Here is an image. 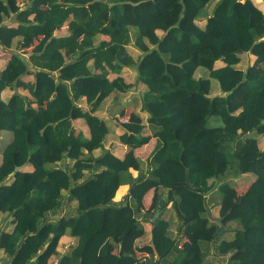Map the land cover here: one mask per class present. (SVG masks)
<instances>
[{
	"label": "trees",
	"instance_id": "obj_1",
	"mask_svg": "<svg viewBox=\"0 0 264 264\" xmlns=\"http://www.w3.org/2000/svg\"><path fill=\"white\" fill-rule=\"evenodd\" d=\"M64 6L76 8L73 17ZM64 25L70 33L60 37ZM33 36L40 40L28 59L0 66V139L11 132L0 151L6 264H204L210 253L223 261L230 254V264H264L263 4L0 0V49L22 50ZM131 46L138 59L128 82L122 70ZM64 47L68 61L57 51ZM104 62L115 77L99 72ZM31 65L32 98L18 91ZM68 86L80 103L66 97ZM131 107L138 120H118ZM211 116L222 124L209 126ZM152 138L143 169L137 150ZM122 184L130 191L115 200ZM161 188L143 211L146 195ZM143 220L151 223L150 256L110 251L142 231ZM228 231L234 236L225 239ZM67 236L73 242L62 252Z\"/></svg>",
	"mask_w": 264,
	"mask_h": 264
},
{
	"label": "crops",
	"instance_id": "obj_2",
	"mask_svg": "<svg viewBox=\"0 0 264 264\" xmlns=\"http://www.w3.org/2000/svg\"><path fill=\"white\" fill-rule=\"evenodd\" d=\"M259 3H261V5L263 4L264 6V0H258ZM25 2V0H18V3L23 5ZM62 10H64L69 16L73 17L75 14V10L76 8L73 6H64L62 7ZM103 15L107 18L110 16V11L106 10L105 12H103ZM11 18L8 17L7 19L5 18L4 21H9ZM69 28L67 25L62 26L58 31H57V35L60 37H65L69 34ZM40 37L39 36H33L31 38L30 41V46L27 48H23L22 50H9V51H3L0 49V66H2L8 59H10L11 57L14 56H22L25 59L29 58V53H31L32 48L39 42ZM130 49L132 50L131 55H132V60L130 61V65H128L127 67H125L122 70V74L123 76L126 78V80L128 82H131L134 80L135 76H136V72L135 69L133 68V66L131 64H133V62L135 60L138 59V52L135 46H131ZM60 54L61 57H63L66 61L70 60V53L68 52L67 48H59L57 50ZM31 72L26 75L23 80V85H21L20 87H18V91L22 94L28 95L31 97L30 95V89L29 87L32 86L35 82V74L34 71L37 69L36 66L31 65ZM100 73H104L106 76L112 78L115 77L117 75V73L114 71L113 67L107 63L104 62L102 68L99 70ZM65 94L67 95L66 97H69L71 100L76 101L77 103H80L81 100L79 97L73 95L70 93V86L67 87V89L65 90ZM131 92L129 94H127L125 97L130 96ZM131 99H127L125 98L124 101H130ZM36 105V104H34ZM109 108L110 105L106 106L105 109V113L109 112ZM133 107L126 109L122 114H118L117 118L120 121H127V120H138L137 117L134 116L133 113ZM141 112V116L142 119L146 122V124L148 125V114L146 111H140ZM249 126L247 124H244L243 129L245 130H249ZM114 140H111L107 143L106 148H111L110 147V143H112ZM156 143V139L152 138L151 141L143 148H140L137 150V154L140 157L141 160V166L143 169H148L149 168V164H148V156L151 152V149L154 147ZM254 145H257L256 140H253ZM102 149H96L93 153L94 155L98 156L99 154H101ZM133 176H137L138 174V170H131ZM130 186L131 184H122L120 185V187L118 188V190L116 191L115 200H120L124 195L128 194L130 191ZM165 189H156L153 191H150L142 204V209L143 211L152 209L154 206V202L156 199L157 194L164 192ZM74 207V205L72 206ZM156 213L158 214V212L156 211ZM155 213V214H156ZM61 214H64L63 212H61ZM154 214V215H155ZM157 214L155 215V217L157 216ZM153 215L152 219L155 218ZM168 218H172L174 217V213L170 212L168 214ZM4 217V226H6L7 221H8V217H7V213H2L0 211V219H2ZM151 219V220H152ZM233 226L239 225L240 224V220H234L231 223ZM143 225V230L142 231H138L136 233H133V236L131 237L130 240L126 241L123 246H118V248H114V247H110V251L113 253H123L125 254L126 252H133L135 253L137 256H150V248H146L147 245H149L150 241H151V223L149 221L143 220L142 222ZM14 228V226L12 224L7 225V230L8 231H12ZM67 239L69 241L68 244L61 246L60 250L62 252H65L69 246L71 245V243L73 242V239L69 236H67ZM66 240V239H65ZM67 241V240H66ZM148 249V250H147ZM142 250H146V251H142ZM230 259V254H228L225 258L224 261L227 262V259ZM9 260V255L7 253H5L2 249H0V264H6ZM119 264H134L131 261L125 260L122 263Z\"/></svg>",
	"mask_w": 264,
	"mask_h": 264
},
{
	"label": "rangeland",
	"instance_id": "obj_3",
	"mask_svg": "<svg viewBox=\"0 0 264 264\" xmlns=\"http://www.w3.org/2000/svg\"><path fill=\"white\" fill-rule=\"evenodd\" d=\"M213 84L217 86L216 81H213ZM221 124H222V122H221V119L219 118V116H211L209 118V121H208L209 126H218ZM10 138H11V132L8 130H4V132L2 133L1 139H0V151L5 147V145L7 144V142L9 141ZM258 141H260V140H258ZM260 144H262V143H260ZM231 161L235 162L236 158L231 157ZM254 176L255 175L252 173L247 174V176L241 177L242 180H240V181H249ZM239 178H240V176H238L237 178H234L233 183L237 184L239 182ZM216 194L219 195V197L221 196V192L219 190L215 191V195ZM233 236H234V234L228 231L225 233L224 238L228 239V238H232ZM204 245L207 246V243H204ZM204 264H230V259L228 258L227 262L223 261V260H219L213 255V253H210L207 256Z\"/></svg>",
	"mask_w": 264,
	"mask_h": 264
},
{
	"label": "water",
	"instance_id": "obj_4",
	"mask_svg": "<svg viewBox=\"0 0 264 264\" xmlns=\"http://www.w3.org/2000/svg\"><path fill=\"white\" fill-rule=\"evenodd\" d=\"M23 168V166L22 165H19V166H17L16 168H15V171H19V170H21ZM157 212H159V209L157 210ZM157 214V213H156ZM155 214V215H156ZM155 215H154V217H155ZM154 219V218H153ZM218 221L219 222H221V219H218ZM224 228H221L220 229V231L217 233V235H216V237L215 238H218L223 232H224Z\"/></svg>",
	"mask_w": 264,
	"mask_h": 264
}]
</instances>
